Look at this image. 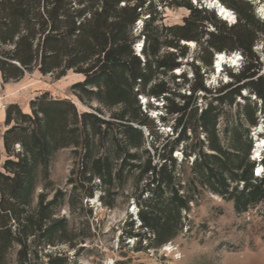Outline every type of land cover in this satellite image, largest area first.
<instances>
[{
    "label": "trees",
    "instance_id": "trees-1",
    "mask_svg": "<svg viewBox=\"0 0 264 264\" xmlns=\"http://www.w3.org/2000/svg\"><path fill=\"white\" fill-rule=\"evenodd\" d=\"M169 1L190 13L183 24L160 28L155 24L158 11L147 0H0L3 81H19L36 70L60 78L72 70L84 76L72 85L74 94L92 109L81 111L72 99L49 92L32 99L28 111L17 103L7 107V128L0 135V264H78L58 250L65 244L74 248L79 241L60 209H84L97 193L102 204L114 208L129 183L133 189L126 198L138 210L123 234L137 239L138 250L176 238L185 226L184 213L201 191L233 200L238 211L264 199V154L260 161L250 159L255 147L250 128L243 130L244 142L243 120L225 126L227 144L219 131L225 107L234 104L250 126L259 123L264 72L254 46L264 35V17L257 16L252 0H220L235 11L234 24L192 0ZM144 14L149 16L138 55L141 34L133 30ZM194 40L203 64L190 63V82L186 72H173ZM235 52L244 58L239 71H228L231 80L216 88L207 86L204 73L214 64L213 55ZM169 72L172 83L161 78ZM184 84H189V93L178 91ZM140 95L164 101L165 113L157 123V116L142 109ZM238 97L245 102H237ZM170 123L172 137L162 143L159 126ZM192 134L196 142L186 144ZM68 147L78 156L67 181L70 188L49 189L52 159ZM190 161L192 174L184 178L181 167Z\"/></svg>",
    "mask_w": 264,
    "mask_h": 264
},
{
    "label": "rangeland",
    "instance_id": "rangeland-1",
    "mask_svg": "<svg viewBox=\"0 0 264 264\" xmlns=\"http://www.w3.org/2000/svg\"><path fill=\"white\" fill-rule=\"evenodd\" d=\"M208 1L192 0L193 4L198 7L209 6ZM149 2L158 11V19L155 24L160 26V28L162 26L183 24L184 18L190 13V10L185 6L172 4L169 0H147V3ZM252 2L255 5V12L258 9V13L256 12L257 16H263L264 0H252ZM211 10L218 15L215 8L211 7ZM231 10L236 15L235 11ZM148 16V14L142 15L140 18L142 21H137L134 26V35L141 34V37L137 40L140 42L137 45L144 40L141 31ZM233 21L229 20L227 23L232 24ZM209 30H214V27L209 26ZM206 37L202 38V42ZM188 50V54L179 59L182 61L181 67L173 73L186 72L187 77L192 82L194 80V71L190 63L193 60L195 63L203 64V62L197 58V55L201 54L197 41L194 40V45H190ZM254 50L261 55V60H263L262 71L264 72V35L258 39ZM216 56L217 54L213 55L214 64L210 69L206 70L204 68L201 70V72L206 70L204 82L211 88L218 87L222 82L230 81L231 77L228 71L238 72L241 68L240 66L232 67L231 63H227L222 66L220 72L215 73ZM241 62L243 61L239 60V64ZM241 64L243 65V63ZM172 75L169 72L167 75L161 76V78L164 77L172 83ZM83 79V75L72 70L60 78L51 74L43 75L36 70L32 73H27L19 81H10L8 83H5L0 76V135L7 128L5 126L7 107L11 103H17L23 110L28 111L30 109V101L43 92H49L50 95L57 98H70L81 111L92 110L88 105L82 103L72 90V85ZM179 80H181V83L184 82L183 78H178L177 81ZM178 91L189 93V84H184ZM242 94L250 95L248 90H243ZM139 99L142 102L143 110H150V115L157 116L155 118V123H157L160 115L165 113L163 108L164 101L162 99L147 98L145 95H140ZM201 101L199 100V104L204 107V103ZM237 102L244 103L245 101L242 97H238ZM149 103L154 105L149 108ZM93 105L97 106L98 103L93 102ZM259 107H263V110L257 113L259 117L257 126H250L244 120L240 105L234 104L225 107V115L221 118L219 124V131L221 137L224 138V144H227L228 138L223 134L222 130L227 125H236L240 119L243 120L241 132L244 142L246 134L243 130L245 128H250L249 138L253 137L254 146L259 141H264V104L261 105V102H259ZM159 127L161 129L159 140L165 143V139L172 137L173 134L171 123L163 124ZM257 129L259 130L258 132ZM146 133H148L147 130ZM200 138L204 139L205 135L200 134ZM0 142L2 143L1 139ZM195 142L196 137L192 134L191 139L186 144L192 145ZM73 150V147L63 148L54 155L51 162L50 176L53 184L49 189L61 188L66 190L70 188L67 181L71 170L78 163V156L74 154ZM253 150H251L250 159L252 153L254 155ZM262 154H264V145ZM175 155L180 162L183 156L181 151H176ZM5 157L4 153L2 159L4 160ZM258 163H256V167L262 170ZM190 166L191 161L181 167L185 174V176L182 174L184 178L191 176ZM132 189V184L129 183L124 191H120L114 208H108L102 204L98 199L99 193L90 202L86 203L87 200L85 201L84 209H80L79 206H75L73 209H70L68 205L63 206L59 211V215L69 218L75 238L79 239V241L74 248L65 244L59 246L58 250L66 252L71 261H77L78 264H264V199L250 206L245 211H238L233 200H226L217 194L201 191L197 194L196 201L191 204V210L184 213L187 216L185 226L176 238L164 246L138 250L137 239H125L123 234L128 230L127 222L136 217L138 210L136 203L132 199L128 200L126 198V194H130ZM42 190L43 184H40L37 192L39 193ZM90 207H93L92 213L88 211ZM138 223L136 221V231L139 230V228L137 229ZM81 238H84L83 242H81ZM143 246H146V241L143 242ZM14 257L15 255L12 254L13 259Z\"/></svg>",
    "mask_w": 264,
    "mask_h": 264
},
{
    "label": "bare ground",
    "instance_id": "bare-ground-1",
    "mask_svg": "<svg viewBox=\"0 0 264 264\" xmlns=\"http://www.w3.org/2000/svg\"><path fill=\"white\" fill-rule=\"evenodd\" d=\"M208 2H209L210 8L211 7L215 8L218 12L221 13V14L219 13V15L222 18L228 19V20H235L236 15L230 8L225 6V4H222L218 0H209ZM262 15L264 16V12ZM189 44L194 45V41H190ZM136 48H137L136 50L140 52L141 46L138 45ZM239 60H240V56L238 55V53H235V54L218 53L215 59V69L216 70L214 72L215 73L219 72V70L222 68V66L225 63H231L232 65L236 66L239 64ZM262 148H263V142L259 141V143L255 146V149L253 150L254 152L253 159H257V157L262 152Z\"/></svg>",
    "mask_w": 264,
    "mask_h": 264
},
{
    "label": "built area",
    "instance_id": "built-area-1",
    "mask_svg": "<svg viewBox=\"0 0 264 264\" xmlns=\"http://www.w3.org/2000/svg\"><path fill=\"white\" fill-rule=\"evenodd\" d=\"M207 8H210V7L207 6ZM210 9H211V8H210ZM217 13H218V15H219V12H218V11H217ZM219 16H220V15H219ZM220 17H221V16H220ZM262 17H263V16H262ZM223 19H224V18H223ZM226 20L229 21L228 19H226ZM139 21H142V20L139 19L138 22H139ZM235 21H237V18H236V17H235V20L232 22V24H234ZM138 45H140V46H141V49H142L143 43L138 44ZM138 45H137V46H138ZM137 46H136V47H137ZM140 52H141V50H140ZM140 52H139V53H140ZM235 53H238V55L240 56V60L243 61L244 58H243L242 54H241L240 52H235ZM235 53H233V54H235ZM241 63H242V62H241ZM241 63L238 64V65H236V66H234V65H231V66H232V67H238V66L241 67V65H242ZM225 64H227V63H225ZM221 69H222V68H221ZM221 69L219 70V72L221 71ZM254 149H255V148H254ZM252 158H253V155H252ZM261 158H262V152H261V154L257 157V160L260 161ZM258 170H259V169H258ZM258 170H257V173H258Z\"/></svg>",
    "mask_w": 264,
    "mask_h": 264
},
{
    "label": "water",
    "instance_id": "water-1",
    "mask_svg": "<svg viewBox=\"0 0 264 264\" xmlns=\"http://www.w3.org/2000/svg\"><path fill=\"white\" fill-rule=\"evenodd\" d=\"M220 13V12H219ZM221 14V13H220ZM264 17V16H263ZM137 53H138V55H140V53L137 51ZM259 130L257 129V132H258Z\"/></svg>",
    "mask_w": 264,
    "mask_h": 264
}]
</instances>
